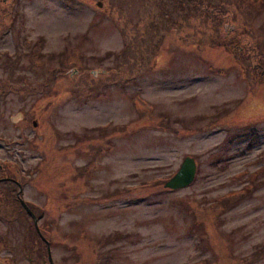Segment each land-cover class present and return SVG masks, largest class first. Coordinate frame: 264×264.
<instances>
[{"label": "rangeland", "instance_id": "1", "mask_svg": "<svg viewBox=\"0 0 264 264\" xmlns=\"http://www.w3.org/2000/svg\"><path fill=\"white\" fill-rule=\"evenodd\" d=\"M15 52L0 177L37 229L0 180V264H48L39 232L54 264H264V0H0V80Z\"/></svg>", "mask_w": 264, "mask_h": 264}, {"label": "flooded vegetation", "instance_id": "2", "mask_svg": "<svg viewBox=\"0 0 264 264\" xmlns=\"http://www.w3.org/2000/svg\"><path fill=\"white\" fill-rule=\"evenodd\" d=\"M29 46H30V44H29ZM30 47H31V52H32V46H30ZM12 55H13L14 64H6V59L4 60V65L6 64V66L9 68L8 69L9 75L6 74L9 77L4 79V80H0V86L1 87H6L8 89V90H5L3 92V94H6L7 92L12 91V87H14V88L17 87V82H15V81H13L11 79V72L14 69L13 67H16L17 65H19L18 64L19 57L17 56V52H15V54H12ZM9 56H11V55H9ZM32 59H33V57L31 56V60ZM258 70L260 71V73L262 75H264V69L260 68ZM41 88L43 89V86H41ZM25 94H26V92H25ZM1 168L2 167H1V164H0V170H1ZM12 177H15V178L13 179L11 177L4 176V178L0 177V180L5 179L6 183H11L14 180L13 184L16 186V190L13 193L14 198L17 200V202H19V204L21 203V200L24 201L27 204H32L31 200L26 199L25 187L28 184L27 180H23L21 177L20 178L16 177V174H12Z\"/></svg>", "mask_w": 264, "mask_h": 264}, {"label": "water", "instance_id": "3", "mask_svg": "<svg viewBox=\"0 0 264 264\" xmlns=\"http://www.w3.org/2000/svg\"><path fill=\"white\" fill-rule=\"evenodd\" d=\"M194 175H195V162L192 158L186 157L183 160L182 164L180 165V168L178 169V171L164 184V188H168L171 190H177V189L187 187L193 181ZM21 204L23 205V207L26 209L28 213L29 211L27 210L26 206L23 203ZM35 222L36 221L34 219V224ZM35 228L37 229L36 224H35ZM47 257H48L49 264H52V259L50 256L49 249H48Z\"/></svg>", "mask_w": 264, "mask_h": 264}, {"label": "trees", "instance_id": "4", "mask_svg": "<svg viewBox=\"0 0 264 264\" xmlns=\"http://www.w3.org/2000/svg\"><path fill=\"white\" fill-rule=\"evenodd\" d=\"M40 50V44H36L34 45V48H33V53L37 54V52H39ZM263 69V68H262ZM97 83H101V81L99 80V82ZM252 142L253 143H256L257 142V138L255 136L252 137ZM252 145V143L250 144V146ZM255 162V161H254ZM225 198L221 199V200H224ZM218 205V204H217ZM216 204H214L213 207H217ZM219 206H222L221 204H219Z\"/></svg>", "mask_w": 264, "mask_h": 264}]
</instances>
